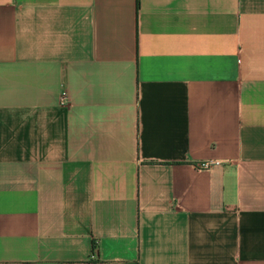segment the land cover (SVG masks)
<instances>
[{
	"label": "crops",
	"instance_id": "0c3cea01",
	"mask_svg": "<svg viewBox=\"0 0 264 264\" xmlns=\"http://www.w3.org/2000/svg\"><path fill=\"white\" fill-rule=\"evenodd\" d=\"M0 264H264V0H0Z\"/></svg>",
	"mask_w": 264,
	"mask_h": 264
},
{
	"label": "built area",
	"instance_id": "2783aa9c",
	"mask_svg": "<svg viewBox=\"0 0 264 264\" xmlns=\"http://www.w3.org/2000/svg\"><path fill=\"white\" fill-rule=\"evenodd\" d=\"M65 99V94L64 92L61 94V101H63Z\"/></svg>",
	"mask_w": 264,
	"mask_h": 264
}]
</instances>
